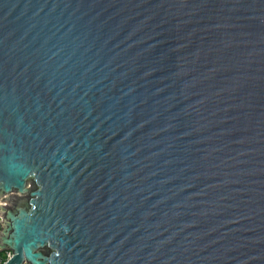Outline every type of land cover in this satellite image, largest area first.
Instances as JSON below:
<instances>
[{
    "label": "water",
    "instance_id": "water-1",
    "mask_svg": "<svg viewBox=\"0 0 264 264\" xmlns=\"http://www.w3.org/2000/svg\"><path fill=\"white\" fill-rule=\"evenodd\" d=\"M0 216L6 264H264V0H0Z\"/></svg>",
    "mask_w": 264,
    "mask_h": 264
},
{
    "label": "built area",
    "instance_id": "built-area-1",
    "mask_svg": "<svg viewBox=\"0 0 264 264\" xmlns=\"http://www.w3.org/2000/svg\"><path fill=\"white\" fill-rule=\"evenodd\" d=\"M11 257H12L11 252H9V251L3 252L1 257H0V264H6L11 259Z\"/></svg>",
    "mask_w": 264,
    "mask_h": 264
},
{
    "label": "flooded vegetation",
    "instance_id": "flooded-vegetation-1",
    "mask_svg": "<svg viewBox=\"0 0 264 264\" xmlns=\"http://www.w3.org/2000/svg\"><path fill=\"white\" fill-rule=\"evenodd\" d=\"M18 202H19L18 200L13 199V201H12V205H15V204L18 203Z\"/></svg>",
    "mask_w": 264,
    "mask_h": 264
},
{
    "label": "crops",
    "instance_id": "crops-1",
    "mask_svg": "<svg viewBox=\"0 0 264 264\" xmlns=\"http://www.w3.org/2000/svg\"><path fill=\"white\" fill-rule=\"evenodd\" d=\"M2 253H0V257H1Z\"/></svg>",
    "mask_w": 264,
    "mask_h": 264
}]
</instances>
